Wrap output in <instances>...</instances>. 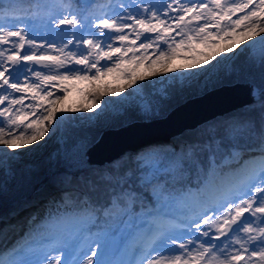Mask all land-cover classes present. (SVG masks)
<instances>
[{
	"label": "snow or ice",
	"instance_id": "1",
	"mask_svg": "<svg viewBox=\"0 0 264 264\" xmlns=\"http://www.w3.org/2000/svg\"><path fill=\"white\" fill-rule=\"evenodd\" d=\"M32 7L0 0V178H16L12 164L31 172L17 150L47 143L61 113L99 110L100 122L105 96L120 98L115 111L145 119L167 116L173 97L194 85L242 88L249 99L151 158L94 161L99 138L61 137L49 157L51 190L37 197L47 200V217L10 253L31 258L6 260V252L0 264H264V0H35ZM177 58L191 63L177 70ZM113 74L124 83H106ZM158 76L173 79L137 92ZM79 82L89 85L82 106L58 107ZM242 153L252 158L217 182L218 170ZM125 234L135 259L118 245Z\"/></svg>",
	"mask_w": 264,
	"mask_h": 264
},
{
	"label": "rangeland",
	"instance_id": "2",
	"mask_svg": "<svg viewBox=\"0 0 264 264\" xmlns=\"http://www.w3.org/2000/svg\"><path fill=\"white\" fill-rule=\"evenodd\" d=\"M106 1L108 2V0H106ZM21 2H23V0H16V5L20 4ZM154 2L159 3V0H154ZM32 6L33 5L29 6V8H33ZM34 10L35 9L33 8L32 11H34ZM18 14L23 15L24 13L21 12ZM193 27H194V25H193ZM34 28H35L38 36L45 35V31H44L42 25H40L38 22L34 24ZM185 31H188V29L186 28ZM37 42H40V41L38 40ZM241 47H243V46H241ZM257 48H259V45H257ZM186 54L187 53H182V55H186ZM229 56H231V54H229ZM185 63H191V61H185V60L179 59V58L172 61L173 67L176 68L177 70H180L182 65H184ZM143 71H144V69L140 68L138 70V73L143 72ZM193 71H199V70L194 69ZM173 75L177 79L179 78L178 73L173 74ZM172 79H173V76H169L166 81L161 83V77L158 76L155 78H150L149 80H146V81H153L152 87L161 88V87H167L169 85V83L172 81ZM146 81L141 82V87L137 89V92L142 93L143 91L147 90V86H145ZM105 82L106 83L111 82V84L113 86H116L120 83H124V81L119 79L117 74H113V75L107 77ZM88 87H89V85L87 82H79V83L72 85L70 88V95H69L68 99L62 105H58V107H61L64 109L81 107L83 102H84L83 101L84 92L88 89ZM215 87L216 86H214L212 83H208L207 85H205L203 87V90H201L199 86L194 85L191 89L185 90V92L182 94L180 103L176 104L174 107L178 106L179 104L187 101L188 99H190L194 96H199L202 93H204L205 91L212 89V88H215ZM128 92H131V90H128ZM133 95H135V93H133ZM104 100L107 102V109H106V112L99 117L100 122H97L99 110H96L93 113H88V112H84V111L63 112L60 114L63 117V119H62L61 123L57 126V132L55 134H53L50 138L49 137L45 138L47 143H45V141H40V142H38V145L34 144V145H32V147L31 146H23L21 149L17 150L18 152H21L24 154L23 155V164L28 165L31 168V172L29 173L26 169H24L22 167V165L12 164V167L17 170V175H22V176L24 175L25 177L16 176V178L13 179L11 176L4 174L3 177L1 178L3 185H4V187H3L4 190L8 189L7 184L10 186L15 185L14 187H18V189H24V192L20 195L19 200H17V202H15V204H19L21 202L19 212H17V214L12 216L10 219H8L6 217L5 219L2 218L0 220V254H4L6 252L9 253V255L3 257L4 259L11 260V259H29V258H31V253H29L27 251H25L22 254V256H20V257H13L10 255V253L14 249H16L17 247H26V241L28 239V237L26 236V233L29 232L30 228L34 229V228H36V226L37 227L39 226V223H38V225L35 223L30 225L29 221H27L28 219L31 220L32 216L35 215L37 217L36 222L40 221L42 224L44 222L45 218L47 217V214L49 212V207L47 206V200L37 202V197H38V193H40V191L42 190L45 183L50 182V174L53 171H56V169H51L52 171H50V172L46 173L45 175H43L42 177H40L41 178V179L39 178L40 180L35 179V177L33 178V176H35V174L38 172V167L40 165H45L47 163H48V165H50L52 163H55V161H50L49 157L53 156L57 152L58 148L60 147V138L64 137L62 135V130H63L65 123H67L68 119L79 120L81 123H84L88 128H90V129L92 128V129H94V131H99V135L97 138H99L100 134L103 131L113 129V128L114 129L119 128L120 126H124L130 122L135 121V120H146V121L151 120V119H145V118L144 119H135L134 116H130V115L127 116L126 112L121 114V113L115 111L116 106L120 103L119 97H111L109 95V96H105ZM227 113H229V112H227ZM227 113H225V114H227ZM183 115L184 114H182V116ZM119 116H123V117L125 116V117L121 121H119V124H117L115 122V120H113L112 118H115V117L117 118ZM137 116H138V114H137ZM168 140H171V137L169 139H165V140H152V141H148V142H143L142 145L139 147L140 148L143 147V149H144L145 146L152 144L151 142L168 141ZM2 147L3 146H0V148H2ZM139 147H136L133 150H136ZM27 148H35L37 150L28 152ZM241 156H243V157H241ZM246 156H248V157H246ZM251 158L252 157H250L249 155L242 153L240 155V158H239V159H241L240 161L242 163L238 162V158L233 160V162L230 165H226L224 168L218 170L217 175L215 177V180L217 179L216 181L219 182L221 180L231 179L232 177H230V178H227V177L232 173L239 172L241 170V168H239L238 166L239 165L244 166V160L248 161ZM234 170H236V171H234ZM14 180H17V181L14 182ZM47 189L51 190L49 188H47ZM212 189L213 188L210 187L205 192V195L206 196L212 195L213 194ZM29 201H31L32 203L28 204L27 202H29ZM51 211L52 212L56 211L55 205L51 206ZM18 223H20V225H22V228L25 227L26 229L25 228L20 229V226H19L18 229H20V230H17L15 232L14 229L17 228ZM22 232H24V233L22 234ZM132 243H133V239L128 234H125L124 236H122L118 241L119 247H121V248L128 247V249H129L130 255L126 256L125 258H133V259L137 258V257L131 256V251H132L131 244Z\"/></svg>",
	"mask_w": 264,
	"mask_h": 264
},
{
	"label": "water",
	"instance_id": "3",
	"mask_svg": "<svg viewBox=\"0 0 264 264\" xmlns=\"http://www.w3.org/2000/svg\"><path fill=\"white\" fill-rule=\"evenodd\" d=\"M248 99L246 91L242 88L209 89L174 107L165 117L149 121L135 120L119 128L103 131L91 159L104 161L131 151L143 142L169 139L206 120L235 110Z\"/></svg>",
	"mask_w": 264,
	"mask_h": 264
},
{
	"label": "trees",
	"instance_id": "4",
	"mask_svg": "<svg viewBox=\"0 0 264 264\" xmlns=\"http://www.w3.org/2000/svg\"><path fill=\"white\" fill-rule=\"evenodd\" d=\"M104 2L107 3L106 0H104ZM34 3H35V0H23V2H21L20 4H17L16 7L18 9L28 8L29 10H31V9L33 10V8H29V6L34 5ZM21 12L22 11H18L17 14L21 13ZM245 55H247V53ZM152 83H153V81H146L145 82V86H147V89L152 88V85H153ZM181 97H182V95H180V94L175 95L173 97L172 103L174 104V106L176 104L180 103ZM126 113H127V116H129V115L134 116L135 119H144L139 115L137 116L136 112L126 111ZM124 117L119 116L117 118L115 117L112 119L115 120V122L117 124H119V121H121ZM217 117H219V116H217ZM183 132H185V131H183ZM62 135L64 137L85 136V137H88L90 139L95 140L99 135V131H94V129L88 128L84 123H81L79 120L68 119L67 123H65V125L63 127ZM180 135H181V133L178 135L172 136L171 140H168V141L151 142L152 144L145 146L144 149H143V147L142 148L139 147L136 150L126 151L125 153L141 152V153L145 154V156L151 158L152 153L160 150L163 146H166L170 141H172L174 137H179ZM51 169H56L55 163H52L50 165H48V163L45 165H40L38 167V172L35 174V176H33V178L35 177V179L40 180L41 179L40 177H42L46 173L52 171ZM16 176L25 177L24 175L23 176L22 175H16ZM16 181L17 180H14V182H16ZM14 186L15 185L10 186L7 184L8 189L7 190L3 189L2 191H0V220L2 218L5 219L6 217L8 219H10L12 216L16 215L17 212H19V210H20L21 205L15 204V202H17V200H19V197L24 192V189H18V187H14ZM47 188L51 189L50 182L45 183V185L43 186L42 189H47Z\"/></svg>",
	"mask_w": 264,
	"mask_h": 264
},
{
	"label": "bare ground",
	"instance_id": "5",
	"mask_svg": "<svg viewBox=\"0 0 264 264\" xmlns=\"http://www.w3.org/2000/svg\"><path fill=\"white\" fill-rule=\"evenodd\" d=\"M31 147H32V146H31ZM30 149H31L30 151H36V150H37V149H35V148H30ZM27 151L29 152V148H27ZM241 157H243V156H241ZM244 157H245V156H244ZM246 157H248V156H246ZM239 158H240V157H239ZM239 158H238V162H241L240 160H241L242 158H241V159H239ZM243 160H244V159H243ZM245 161H246V160H244V163H245ZM241 163H242V162H241ZM235 164H236V163H235ZM230 167H231V166H230ZM235 167H236V166H235ZM238 167L241 168V169L243 168L242 165H239ZM227 168H228V167H227ZM232 169H233V168H232ZM229 171H230V170H229ZM234 171H236V170H234ZM226 173H227V172H226ZM216 180H217V179H216ZM212 190H213V189H212ZM32 194H33V193H32ZM20 203H21V202H20ZM20 203H19V204H20ZM8 205H9V204H8ZM14 205H15V204H14ZM24 209H25V208H24ZM27 221H30V220L28 219ZM34 223L37 224V225H38V223H39V225L41 224L40 221H37V222L35 221ZM19 226H20V229H24V228H25V227L22 228V225H20V223H18V224H17V228L14 229L15 232H16L17 230H20V229H18ZM36 227H37V226H36ZM25 229H26V228H25ZM23 233H24V232H22V234H23ZM20 234H21V233H20ZM11 237H12V236H11ZM10 239H11V238H10ZM12 240H13V239H12ZM10 241H11V240H10ZM17 242H18V241H17ZM10 243H11V242H10ZM10 245H11V244H10ZM209 261H211V258H209ZM206 264H207V262H206Z\"/></svg>",
	"mask_w": 264,
	"mask_h": 264
}]
</instances>
